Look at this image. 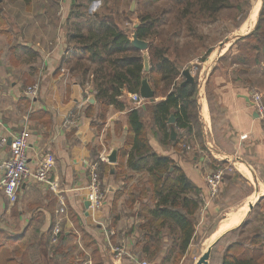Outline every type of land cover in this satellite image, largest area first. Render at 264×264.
Masks as SVG:
<instances>
[{"label": "crops", "instance_id": "1", "mask_svg": "<svg viewBox=\"0 0 264 264\" xmlns=\"http://www.w3.org/2000/svg\"><path fill=\"white\" fill-rule=\"evenodd\" d=\"M32 1L30 0L29 5ZM21 2L23 0L0 2V162L10 156L9 141L2 144L1 139L5 137L9 140L21 129L27 128L30 131L27 148L28 165L35 169L42 162H50L52 171L49 178L57 180V191H52L47 182L34 180L24 182L17 192L16 200L12 203L0 189V231L7 232L6 240L9 241L8 244H11L9 247L15 248L16 251L24 250L17 255L29 257L23 260L20 258L18 261L12 253L6 263L92 264V257L98 258L94 254V243L92 244L84 236L81 241L85 242V246L76 242L75 234L77 236L82 231L80 226L96 243H100L102 237L104 239L105 225L109 227L106 231L111 236H115L112 240L117 238L118 233L124 234L125 231L121 230L126 229V237L129 241L135 242L138 247L137 243L141 238L138 237L136 226L142 222V218L138 216L142 201L134 198L138 188L141 187V180L146 181L147 175L132 174L128 170L127 179L129 175L134 176L128 184H125L127 180L113 178L117 160L115 163L107 161V157L114 150L118 159V151L123 147L126 136L127 103L130 106L135 103L130 95L122 90L123 95L118 99L126 105L125 107L110 105L105 112L104 121L99 117H86L87 106L97 105L95 83L91 80L93 78L89 73H85L83 79L78 78L76 72L80 71V68L72 66L77 62L78 55L73 51L74 42H68L66 39V31L69 29L65 23L69 12L66 0L56 11L57 16L55 13L51 15L45 7L52 4L51 0H41L42 3L37 4V8L34 7L32 10ZM20 7H23V10L17 15L13 9ZM53 16L56 18L55 21L53 20L54 23H51ZM248 17L235 28L239 34L233 41L254 28L257 19L251 29L245 28ZM224 52L225 49L218 54L217 61ZM210 54L205 58L206 62L210 60ZM87 56L84 54L79 57L87 60ZM205 60L203 64H200L201 66L206 63ZM194 61L188 64L193 66ZM200 65L198 68H201ZM215 66L214 62L211 73L207 72L205 75L200 73L202 79L197 77V119L200 128L198 135L194 133L192 122H189V128L180 131L174 123L167 122L169 133L172 128L175 131L172 140H180V150H174L169 145L162 144L163 133L152 120L153 104L165 99L168 92L172 90V86L166 88L163 82L160 83V88L154 93L153 100L145 99L138 107L142 108L147 117L148 122H145L144 118L142 121L144 124L147 123L146 136L151 147L159 154L170 156L182 167L190 180L200 189V197L206 193L204 175L206 171L213 169L211 158L217 161H223L222 157L226 156L230 158V165L234 164V168L252 186V191L242 199L249 196L257 197L254 201L245 203L248 209L242 220L239 224L227 229L225 231L227 232L239 226L244 220L247 221L251 212L255 211L257 201L264 196V181L256 172L257 167H264V129L254 117L247 100L249 92L246 86L247 81L245 84L238 82L239 77L233 71L230 74L226 71L224 76L218 77L216 76L218 74H214L215 70L213 71ZM192 74L196 78L195 73L192 72ZM179 77L178 81L185 79L183 75L181 79ZM35 82L39 83V91L38 95L31 99L24 90ZM208 94L214 103L212 114L207 102ZM91 99H93L92 102H90ZM213 120L216 122L215 129ZM207 129L210 130L215 145L216 153L213 156L205 148L203 130ZM187 142L192 146L186 149L180 147L182 143ZM227 144L231 145L229 149L223 147ZM237 154L242 155L246 159L245 162H241L244 160H241ZM97 155L103 163L109 165L110 175L101 179L105 199L102 208L93 218L86 210L84 203L88 193L90 164L94 163L93 158ZM235 157L240 160L233 162L232 158ZM242 164L251 171L252 180L239 169ZM254 179L256 181L261 179L255 183V190H253ZM131 188H135L134 192ZM120 191H122L121 195L115 199V193ZM114 201L116 203L113 205ZM249 203H255L251 210H249ZM210 205V202L207 207L203 204L198 211L205 210ZM59 209H62L61 214L56 212ZM262 214L261 220H264V211ZM57 218L62 219L61 233H63L54 244L51 242L50 234ZM76 219H79L81 224L78 220L76 222ZM261 220L258 221L259 226H262L259 228H264V221ZM96 221L104 223V227H100ZM246 223L248 224V221ZM127 225H129L128 229ZM217 229L218 226L210 237L211 242L214 240L212 237ZM164 234L163 241L166 245L160 248L154 260H157L158 264H171L168 258L163 262V258L169 256L172 241L171 234L167 232ZM0 246H2L1 243ZM99 246L101 253L103 248L106 250L105 247ZM137 247L133 245L130 248L139 255L141 251L137 252ZM77 251L86 258L79 261ZM224 251L225 249L220 257L214 260L215 264L220 263ZM135 254L130 253L127 254V258L122 256L118 258L109 252L105 260L111 264H131L128 261L132 260ZM2 257L3 253L0 251V263Z\"/></svg>", "mask_w": 264, "mask_h": 264}, {"label": "trees", "instance_id": "2", "mask_svg": "<svg viewBox=\"0 0 264 264\" xmlns=\"http://www.w3.org/2000/svg\"><path fill=\"white\" fill-rule=\"evenodd\" d=\"M23 1L26 5L30 2V0ZM75 1L71 0L68 16L65 19L67 26H70V23L78 24L75 20L83 16L75 10ZM137 1L140 3H154L158 0ZM173 1L183 5L181 17L191 16V18H195L200 16L197 20L205 23L215 22L221 11L233 7L238 9L241 4L237 3V0ZM243 2H245L246 9L239 10L241 15L236 27L240 26L248 17L251 9L250 0H244ZM128 14L129 16L132 15L131 13ZM96 16L99 20L98 28L89 30L86 36L77 25L73 31L69 29L66 31L67 41L74 42L73 51L78 56L87 54L89 64L94 65V68L89 72L92 73L93 79L91 80L95 83L94 91L96 92L97 105L89 104L87 106L85 110L86 117H99L100 120L104 121L105 112L110 105L119 108L125 107L126 105L118 99L123 95L122 90L129 95L139 93L143 77H147L154 93L159 90L160 83L163 82L166 88L172 86V90L168 92L165 99L153 104L152 120L163 133L164 141L162 144L169 145L174 150H180V140L170 139L167 122L172 115L174 118L173 123L179 131L189 128V122L198 124L197 77L193 83L185 82L183 84L181 71L185 67L181 70L182 67L177 64L178 62L168 55V47L166 46L148 48L150 67L148 71H144L145 58L143 53L131 45L129 32L117 22L116 13L111 11L109 14ZM138 22L139 24L135 29L137 37L146 40L148 43L149 28L153 21L148 16H141L138 18ZM210 52L211 50L206 51L198 61L203 62ZM229 56H231V62L243 72H248L264 62V0H262L254 28L247 34L237 38L226 52L218 58V62H225ZM195 66L198 68V65ZM89 67L85 68L80 65V71L76 72L78 78L83 79ZM178 77L181 79L180 81L177 80ZM249 90L251 89L249 88ZM98 102L101 103L98 104ZM207 102L212 114L214 103L210 95H207ZM126 109H128L126 136L123 147L118 151L113 178L116 180L122 178L127 180L125 184H128L134 176L129 175L127 179L128 170L132 174L143 173L147 175L145 183L137 190L140 195L134 198L137 199L147 195L149 202H141L138 209V216L142 218V222H139L136 226L139 233L138 237L141 238L137 243L141 248V254L139 255L150 256L152 259L157 258L158 252L163 246L164 233L168 232L172 238L171 249L169 256L163 259L166 261V258H168L171 264H178L195 237V216L201 205V191L177 162L168 155L157 153L151 147L146 136L145 124L142 121L144 116L142 108L135 104L130 106L127 103ZM212 123L215 129L216 122L213 120ZM261 126L264 129V126ZM211 160L213 169H216L218 165L221 167L227 166L228 168L224 170L222 175V197L220 200L216 198L214 204L211 201L210 206L216 205L219 208H227L252 191L249 182L232 165H228L224 160L217 161L213 158ZM93 162L97 164L100 179L110 175L109 165L103 163L98 155L93 158ZM239 179L244 181L248 190L242 196L235 198L234 196L239 190ZM134 190L135 188H131V191L134 192ZM121 193L122 191L116 192L114 198H118ZM115 203L116 201L113 202V205ZM257 206L264 207V196L257 201L255 207ZM77 220L79 221V219H76V222ZM246 222L244 220L239 226L227 231L222 236H231L238 233V236H235L225 247L219 264H264V228H258V231L255 230L252 235L245 238L244 227L247 224ZM80 228L82 236L94 243V254L98 258L93 259L92 264H111L105 260L103 254L99 251L100 244L96 243L82 226ZM6 238L8 237L6 236Z\"/></svg>", "mask_w": 264, "mask_h": 264}, {"label": "rangeland", "instance_id": "3", "mask_svg": "<svg viewBox=\"0 0 264 264\" xmlns=\"http://www.w3.org/2000/svg\"><path fill=\"white\" fill-rule=\"evenodd\" d=\"M9 1H15V0H9ZM243 1L244 0H237V3L238 2L241 3L238 9L235 7L225 9L220 12L218 19L215 22L205 23L203 21L197 20V18L199 19L200 16H196L195 18H191V16H187L185 18L181 17L183 11V5L178 4L173 0H158L154 3H150V2L140 3L137 0H76L74 8L83 16L78 17L77 20H75L77 21L78 24L72 23L68 28L70 31H73L75 26L77 25L81 29V32L86 36L89 30L98 28L99 20L97 19L98 17L96 15H103L105 13L109 14L111 11H113L116 13V16L118 17L117 22L121 26L125 28L127 27V31L131 32L133 30V25L138 23L139 17L148 16L153 21L152 25L149 28L150 36L147 39L148 48L149 47L154 48L155 46L168 47V55L174 58L178 62L177 64L180 65L181 67L183 66L186 67L189 65L188 64L189 62L195 60L194 61L195 64L192 66V72L195 73L196 77H200L201 79L202 76L200 73H202V75H205L207 72L209 73L212 67H214V62H215L216 66L215 68H213V71L215 70L214 74L215 73L218 74L216 76L218 77L224 76V74H226L225 73L226 71H229V74L232 73V71L236 72L237 76L239 77L238 82H240L241 84H245V82L247 81L246 86L248 87V89L250 88L251 90L258 91L263 97V101H264V62L261 63L260 65L253 67L252 68L253 70L251 69L248 72H243L240 71V68L238 66L234 65L231 62L230 60L231 56H229V58L225 62L219 63L216 60L218 54L223 49H225L226 52V50L230 46V43L232 44L235 41V40L233 41V39L237 36V34H239L238 31H235V28L237 26L239 17L241 15L239 10L246 9L245 2ZM250 1H251L252 10L250 9L251 11L247 20H250V15L253 11V8L256 5L255 1L257 2V0H250ZM63 2H65V0H51L52 4L45 5V7L51 13V15L55 13V16H57L56 11L60 9L61 4ZM132 2H133V8L132 10H130ZM39 3H42L41 0H33L31 5H29L30 4L29 3L26 6L27 8L30 7V10H32L34 7L37 8V4ZM66 3L67 6L70 8L71 0H66ZM23 4H21V6H23ZM41 6L42 8H44L43 5ZM22 10L23 7L13 9V11L17 12V15L20 14ZM128 13H131L132 15L129 16ZM55 18L56 17L54 16L52 17L51 23H54L53 20L55 21ZM242 31L245 32L246 30H242ZM208 50L212 51L211 53L212 55L210 54L211 59L208 60L207 62L205 60L206 63L204 62L205 64L202 65L203 66L202 68V66L200 65L202 62L198 61V59L201 56H203L204 53ZM142 53L145 58V61L148 63V67H150L148 49L142 51ZM80 65H82L85 68L87 66H90L88 71H86V74L89 73L90 76L92 77V73L89 71H91L92 68H94V65L93 66L90 65L88 60L82 59L78 56L77 62L72 66H76L79 68ZM195 65L198 66L200 65L201 68L199 67L196 69ZM143 118L145 122H148L146 115H144ZM146 124L147 123H145V125ZM193 125H194V133L198 135L200 130L199 122L198 124L193 123ZM190 146L192 145L189 142L182 143L180 145V147L183 149H186V147L188 148ZM223 147L229 149L231 145L227 144L226 146L223 145ZM237 155L241 157V160H244L241 162H245L246 159L242 155L240 154ZM232 166L234 167V164H232ZM234 169L236 170V168ZM256 170H257L256 171L257 175L259 177L261 176L260 178H262L264 181V167L261 168L257 167ZM236 171L240 173L238 170ZM258 180L261 181V179ZM254 181L255 182L253 184V190H255L256 188L255 183L257 182L255 179ZM143 183H145V181L141 180V186L143 185ZM239 183H240L239 190L235 194L234 196L235 198H238L240 195L242 196V194H245V192L248 190V187L246 186V184L242 179H239ZM222 184L223 182H221V188H220L221 191L219 192V197H217L218 198L217 200H220L222 197V187H223ZM147 194H149V192H147ZM139 195L140 194L138 192L136 196ZM139 199L142 202H146V201L148 202L147 195ZM250 200H253L252 196L246 197L237 202L235 201L236 203L234 202L233 204L229 205L227 208L225 207L219 208L218 206H209L205 210L201 209L200 211H197L195 216L196 233L194 240L191 242V245L188 246V251L186 252V254L182 256L178 264H196V260L202 254L204 247L209 241H211L210 237L212 233L216 230L217 226L219 225L220 220L223 217L227 216L228 212H232L235 209H238L240 206L244 205ZM214 201H216V199L212 201L213 204L215 203ZM203 204H204V200L201 199L200 206H203ZM254 209L255 211L253 210L251 212L249 219L247 220L248 224L244 227L245 238L252 235V232H254L255 230L258 231V228L260 227L259 222L262 219V215H263L262 211H264L263 210L264 207L261 208L260 206H257ZM126 227L128 229L129 225H127ZM62 228L63 226L61 227V230ZM108 228H109L108 225H105L104 228L105 237L104 239L102 237V240L99 241L100 242L99 244L106 248L105 250L102 247L103 249L101 251L103 256L106 257V255H108L109 252L112 254V250H111L112 247L113 248L119 247L123 250L124 253L122 254V258H127L130 253L131 255H134L135 253L131 250L130 247L133 245L135 247L137 246L135 242H132L131 240L129 241L128 237H126L127 230L122 229L121 231H125L124 234L118 233L117 238L115 240H112V237L115 236H111L109 233H107L106 230ZM0 232H2L0 233V243L2 245L0 246V251H2L3 253L2 261L0 264H7L6 263L7 259L12 256L11 255L12 253L15 254V257H17L16 259H18V261L20 258L21 260H23L24 258L29 259L27 255L26 257H24L23 255H17L19 253L20 254L23 253L24 250L16 251L15 248L9 247V245L11 244H8L9 241L7 242L6 240L7 232L6 231L4 232L2 230ZM105 233H107V236ZM235 236H238V233L231 236H224L218 241V243L211 250L209 264H215L214 260L217 259V257H220L222 251ZM75 238L77 244L81 243V245L85 246L84 245L85 242H82L83 236L81 235V233L77 234V236L75 234ZM55 243H57V241ZM163 245H166L164 241H163ZM137 249H138L137 252H140L141 250L140 246H138ZM77 253H78L79 261L82 258H86L83 256V254L80 251H77ZM132 257L134 259L128 261V263L134 264V261L145 260L150 262V264H158V261L152 259L150 256H140L135 254V256ZM92 259L95 260L97 258L92 257Z\"/></svg>", "mask_w": 264, "mask_h": 264}, {"label": "built area", "instance_id": "4", "mask_svg": "<svg viewBox=\"0 0 264 264\" xmlns=\"http://www.w3.org/2000/svg\"><path fill=\"white\" fill-rule=\"evenodd\" d=\"M195 68L197 69V67ZM38 91L39 83L35 82L32 85L27 86L24 90V93L32 99L38 95ZM247 96L253 113L257 115L255 118L261 123V125L264 126L263 97L256 90H249ZM130 98L137 106L142 105L145 101V99H143L138 93L131 94ZM203 133L205 136V148L209 154L213 156L216 152L210 130H203ZM29 137L30 131L27 128H23L18 133L10 137L9 140H7L5 137L1 139L2 144H5L9 141L10 156L8 159L0 162V189L12 203L16 200L17 192L19 191L21 184L24 182L33 180L36 182H47L49 188L52 191H57V180H50L49 178V174L52 171V164L50 162H42L35 169L28 165L27 148ZM222 158V160L226 161L227 164L229 163V160H231L227 156ZM232 160L240 159L235 157L232 158ZM228 165H230V163ZM227 168V166L221 167L218 165L216 169L206 171L204 175L206 193L201 196V198L204 200V207H207L209 202L215 200L218 197L221 188L222 175L224 170ZM87 190L88 193L86 196V201L88 202V206L86 207V210L90 215H92L93 218H95L98 211H100L102 208L105 199L96 163L90 164L89 184L87 186ZM56 212L61 214L62 209H59ZM97 223H99L100 227H104V223ZM61 227L62 219L57 218L51 229L50 238L52 243L57 241L58 236L62 231ZM107 233H105L106 236ZM111 250L113 252L112 254L118 258H120L124 253L119 247H112ZM133 259L134 258L132 257V260ZM134 264H150V262L142 260L134 261Z\"/></svg>", "mask_w": 264, "mask_h": 264}, {"label": "water", "instance_id": "5", "mask_svg": "<svg viewBox=\"0 0 264 264\" xmlns=\"http://www.w3.org/2000/svg\"><path fill=\"white\" fill-rule=\"evenodd\" d=\"M2 0H0L1 2ZM133 8V2L131 5V9ZM139 22L137 24L133 25V30L131 32H129V39H130V43L133 47H135L136 49H138L139 51H145L148 49V43L146 40L143 39H139L137 37L136 31L135 29L137 28ZM125 30H127V28H125ZM144 71H148V63L145 61L144 62ZM181 74L184 76V81L183 84L185 82H190L193 83L195 80V77L192 74V66L188 65L186 66L182 71ZM139 95L143 98V99H149V100H153V96H154V92L147 80V77H143L141 79V84H140V89H139ZM248 100V99H247ZM93 99H91L90 102H92ZM254 117H257V115L254 113L253 114ZM169 123H173L174 122V118L171 115L169 117L168 120ZM175 136V131L172 128L170 131V137L171 139H174ZM117 160V155H116V151H112L110 153V155L107 157V161L110 163H115ZM255 203H249V210H251L254 207ZM84 206L87 207L88 206V202L85 201ZM226 232H223L220 236H218L216 239H214L210 245L207 247V249L198 257V259L196 260V264H209V258H210V254H211V250L212 248L216 245V243L221 239V237L225 234Z\"/></svg>", "mask_w": 264, "mask_h": 264}, {"label": "bare ground", "instance_id": "6", "mask_svg": "<svg viewBox=\"0 0 264 264\" xmlns=\"http://www.w3.org/2000/svg\"><path fill=\"white\" fill-rule=\"evenodd\" d=\"M261 0H257L255 7L253 8V11L250 15V20H248V22H246V24L244 25L246 29H251L253 27L254 22L257 19V15L261 6ZM244 29V28H243ZM212 55V54H211ZM211 55L210 58L211 59ZM214 57V56H212ZM236 166V165H235ZM241 171L243 173H245L244 175H246V177L250 180H252V174L251 171L249 170L248 167H246V165H241L240 166ZM257 196H255L256 198ZM255 198H253V201L255 200ZM245 205V204H244ZM247 204L243 207H239L238 209H235L232 212H228V215L223 217V219L219 222L218 225V229L216 231L215 234H213L212 239L216 238L218 235H220L221 233L225 232L227 229H229L230 227H233L237 224L240 223V221L242 220L243 216L245 215L246 211H247ZM209 241L206 246L204 247L203 252L207 249V247L210 245Z\"/></svg>", "mask_w": 264, "mask_h": 264}]
</instances>
